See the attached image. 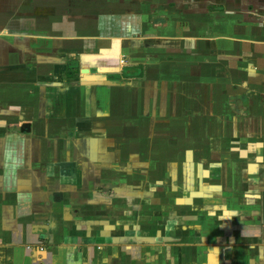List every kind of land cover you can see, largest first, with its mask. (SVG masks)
<instances>
[{"label": "crops", "instance_id": "obj_1", "mask_svg": "<svg viewBox=\"0 0 264 264\" xmlns=\"http://www.w3.org/2000/svg\"><path fill=\"white\" fill-rule=\"evenodd\" d=\"M0 264H264V0H0Z\"/></svg>", "mask_w": 264, "mask_h": 264}, {"label": "rangeland", "instance_id": "obj_2", "mask_svg": "<svg viewBox=\"0 0 264 264\" xmlns=\"http://www.w3.org/2000/svg\"><path fill=\"white\" fill-rule=\"evenodd\" d=\"M128 71V74L127 75H134V72L136 71L135 69H132V68H128V69H125Z\"/></svg>", "mask_w": 264, "mask_h": 264}, {"label": "trees", "instance_id": "obj_3", "mask_svg": "<svg viewBox=\"0 0 264 264\" xmlns=\"http://www.w3.org/2000/svg\"><path fill=\"white\" fill-rule=\"evenodd\" d=\"M124 74H126V75H127V74H128V71H127V70H125V71H124ZM135 75H138V73L134 72V75H131V76H135Z\"/></svg>", "mask_w": 264, "mask_h": 264}, {"label": "built area", "instance_id": "obj_4", "mask_svg": "<svg viewBox=\"0 0 264 264\" xmlns=\"http://www.w3.org/2000/svg\"><path fill=\"white\" fill-rule=\"evenodd\" d=\"M40 250H43V247H40Z\"/></svg>", "mask_w": 264, "mask_h": 264}, {"label": "water", "instance_id": "obj_5", "mask_svg": "<svg viewBox=\"0 0 264 264\" xmlns=\"http://www.w3.org/2000/svg\"><path fill=\"white\" fill-rule=\"evenodd\" d=\"M83 72H87V70H84Z\"/></svg>", "mask_w": 264, "mask_h": 264}]
</instances>
